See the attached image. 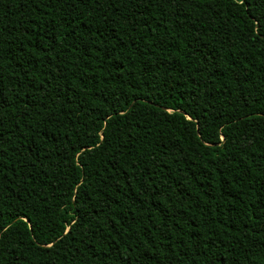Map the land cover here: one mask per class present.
Wrapping results in <instances>:
<instances>
[{
  "label": "trees",
  "instance_id": "1",
  "mask_svg": "<svg viewBox=\"0 0 264 264\" xmlns=\"http://www.w3.org/2000/svg\"><path fill=\"white\" fill-rule=\"evenodd\" d=\"M0 264H264V0H0Z\"/></svg>",
  "mask_w": 264,
  "mask_h": 264
}]
</instances>
